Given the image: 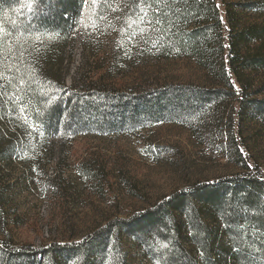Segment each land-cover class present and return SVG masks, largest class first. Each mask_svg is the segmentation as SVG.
<instances>
[{
  "label": "rangeland",
  "instance_id": "obj_1",
  "mask_svg": "<svg viewBox=\"0 0 264 264\" xmlns=\"http://www.w3.org/2000/svg\"><path fill=\"white\" fill-rule=\"evenodd\" d=\"M24 1L14 5L16 9L21 10ZM216 3L228 28L226 5L223 0ZM139 9L135 17L124 10L121 16L99 13V20L90 26L81 21L89 12L83 13L62 55V78L67 87L103 72L104 85L111 84L126 94V117H112L103 128L79 130L61 124L49 133L29 113L25 100L15 94L12 72H3L5 65L10 71L13 66L0 62L4 76L0 79L4 85L0 88V132L5 133L0 152V242L19 249L29 246L38 254L54 244H84L115 222L131 220L195 183L215 184L238 173L264 183V119L252 107L253 100L264 102V94L239 92L212 82L193 59L160 37L150 11L143 9L147 17L141 23ZM0 26L10 45L14 32L9 34ZM45 37L23 38L28 44L15 50L14 65L32 73L40 72L33 66L47 71L57 59L44 60ZM14 39L20 42L21 35ZM89 45L94 47L96 58L91 65L95 72L86 69ZM183 92H188L184 104H180L182 99L178 101L183 107L168 104L170 95ZM157 93L163 94L159 96L160 116L148 118L151 113L145 111L149 107L146 101ZM130 98L134 99L132 106ZM124 232L112 229L90 242L95 249L93 264L167 263L156 256L154 248L150 250ZM149 235L145 240L170 250L167 237ZM184 241L189 249L190 242L186 237ZM85 250L68 257L65 264H81ZM50 257L42 253L39 264H49Z\"/></svg>",
  "mask_w": 264,
  "mask_h": 264
},
{
  "label": "trees",
  "instance_id": "obj_2",
  "mask_svg": "<svg viewBox=\"0 0 264 264\" xmlns=\"http://www.w3.org/2000/svg\"><path fill=\"white\" fill-rule=\"evenodd\" d=\"M223 1L229 30L222 21L216 0H164L159 5L157 0H97L96 4L91 0H25L21 10L14 6L20 0H0V23L9 34L14 32L10 45L7 37L0 40V52L3 53L0 62L6 64L8 61L13 66L10 71L5 65L3 72H12L15 94L25 100L29 113L49 133L56 132L61 124H66L67 128L74 125L79 130L103 128L112 117L120 120L126 117L128 102L123 101L126 94L119 93L121 91L111 84L104 85L103 72H96L94 77L67 87L62 78V55L69 47L70 35L79 26L83 13L89 12L85 18L81 16V21L90 26L99 20V13L117 12L121 16L124 10L126 14L131 12L130 16H136L143 6L153 14V21L161 31L160 37L193 59L212 82L223 88H236L239 92L253 90L255 95H263L264 0ZM158 19L161 23H157ZM223 33H226L225 38ZM39 34L49 36L44 39L48 47L43 54L44 60H57L51 62L53 65L47 71L31 64L28 67H37L40 72L32 73L29 68L22 71L11 57L17 48L23 50L28 44L23 43V38L33 39ZM18 35H21L20 42L14 39ZM93 48L89 45L85 50L89 52L85 61L87 71L93 69L91 59L96 58ZM23 67H26L24 63ZM184 94L188 92L170 95L168 104H178L179 99H182L180 104H184L187 97ZM161 95L157 93L146 101L149 107L145 111L151 113H147L148 118L160 116L157 111L161 110ZM130 101L129 105H134V99L130 98ZM263 103L253 100L252 107L264 119V106H260ZM183 106L178 104L175 108ZM117 124L121 125V121ZM4 141L5 133L1 130L0 152ZM112 229L125 231L150 250L154 248L156 256L159 255L166 264H227L224 259L232 264H249L248 261L264 264V183L239 173L215 184L198 182L188 191L173 194L161 205L131 220L115 222L84 244H54L39 254L35 248H12L7 241H2L0 264H39L38 256L42 253L51 256L49 264H65L68 257L84 252L85 245L86 258L81 264H93L95 249L90 242L105 237ZM154 233L167 237L170 250L159 249L150 239L145 240ZM185 237L190 242L189 249L185 246Z\"/></svg>",
  "mask_w": 264,
  "mask_h": 264
},
{
  "label": "snow or ice",
  "instance_id": "obj_3",
  "mask_svg": "<svg viewBox=\"0 0 264 264\" xmlns=\"http://www.w3.org/2000/svg\"><path fill=\"white\" fill-rule=\"evenodd\" d=\"M91 2L93 4H96L97 3V0H91ZM162 3H164V0H157V4L158 5L159 4H162ZM139 10L141 12V15H140L139 19H140V22L143 23L145 21L146 17H147V13L144 12L142 8H140ZM156 11H157V13H159L160 12V8L157 7ZM148 22L150 23V21H148ZM157 23H161V21L158 19L157 20ZM2 39H3V28H2V26H0V40H2ZM2 55H3V53L0 52V56H2ZM3 78H4L3 74L0 73V79H3ZM7 79L9 81V84H11V81H12L13 78L11 76H9V77H7ZM20 83L23 84L24 81L23 80H20ZM3 87H4V85H0V88H3ZM0 95H3V92H0ZM12 98L13 99H16V100H19V97H16V96H13ZM20 111L22 113L25 111L24 105H23L22 102L20 103ZM25 119H26V116H25ZM41 135H43V132H41ZM164 247L166 248V247H168V245H164Z\"/></svg>",
  "mask_w": 264,
  "mask_h": 264
}]
</instances>
